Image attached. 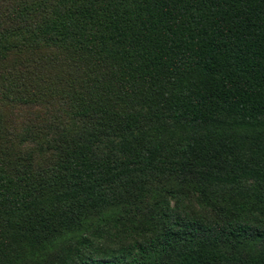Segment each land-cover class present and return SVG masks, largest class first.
Wrapping results in <instances>:
<instances>
[{
    "label": "trees",
    "instance_id": "16d2710c",
    "mask_svg": "<svg viewBox=\"0 0 264 264\" xmlns=\"http://www.w3.org/2000/svg\"><path fill=\"white\" fill-rule=\"evenodd\" d=\"M0 264H264V0H0Z\"/></svg>",
    "mask_w": 264,
    "mask_h": 264
}]
</instances>
